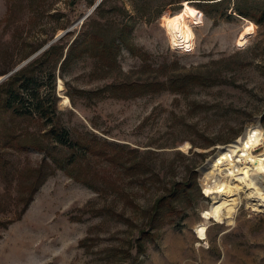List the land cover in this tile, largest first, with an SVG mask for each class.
Returning a JSON list of instances; mask_svg holds the SVG:
<instances>
[{"label":"rangeland","instance_id":"1","mask_svg":"<svg viewBox=\"0 0 264 264\" xmlns=\"http://www.w3.org/2000/svg\"><path fill=\"white\" fill-rule=\"evenodd\" d=\"M99 1L0 0V78L66 30V49L86 31L107 42L123 31L126 42L112 57L58 61L53 124L75 143L96 134L146 165L123 175L104 157L55 143L39 117L0 105V222H11L0 226V264H264V208L254 210L256 200L243 192L231 197L237 207L230 219L209 221L205 240L197 233L203 212L222 202L205 195L203 167L248 127L259 122L264 131V0L217 7L220 0H102L92 11ZM184 2L195 11L190 52L172 48L162 21ZM249 23L255 31L242 39ZM191 77L199 81L180 90ZM124 83L136 93H89ZM69 158L75 163L67 167ZM40 166L42 179L22 213L31 196L27 174ZM192 173L200 188L192 205L175 201V214L149 227L147 211L167 194L168 182ZM78 174L88 184L76 181ZM151 228L152 237L139 242Z\"/></svg>","mask_w":264,"mask_h":264},{"label":"trees","instance_id":"2","mask_svg":"<svg viewBox=\"0 0 264 264\" xmlns=\"http://www.w3.org/2000/svg\"><path fill=\"white\" fill-rule=\"evenodd\" d=\"M223 1L224 0L216 2L215 6H219V3ZM99 7L100 5L97 6L96 10ZM236 12L244 18L249 17V14L247 12H244L239 8L236 9ZM260 19V21H264V12H262ZM123 34L124 33L122 31L120 32V35L118 37H115L112 41L107 42L103 39L102 36H100L99 32L86 31L83 32L82 36H78L75 41L67 47V49L66 45L64 44L66 36L65 35L58 42L43 51L41 55L34 58L32 61L27 63L20 70L9 76L0 84L1 107L3 108V110L11 112L13 115L18 117H39L44 121L46 126L51 127L50 134L55 143H58L62 146H67L68 148L80 147L83 153L88 152L90 154L104 157L110 162V164L117 167L118 170H121V173L123 172V175L127 176L130 172L137 171L139 173L140 171H143L146 162L142 161L140 155H137L134 158L132 156L126 155L125 152H123V154H120L119 149H123V147L115 148L113 147V144H111L107 140L100 139L96 134H93V136L89 140L82 144L79 142L75 143L71 140L70 132L67 128H55L53 124L58 115V97L56 95L55 73V65H58V61L62 60L61 64L63 66L74 56H90V54H94L96 56L99 54L100 57H112L114 56V51L116 49H120L121 44L126 42ZM56 56H58V58H56ZM8 72L10 71L4 72L2 75L7 74ZM196 81H199V79L194 77L185 78L179 82L178 86L180 90H182V88H185L188 83H196ZM44 87H47L48 89L46 94H42V89ZM133 89H135V85L124 83L116 86L112 85L110 86V88L108 87L98 92L91 91L89 93L93 95L98 94L99 92L108 91L107 94L109 96H120V94L122 93V96L124 98H128L133 93H136V90ZM69 95L70 97H72L71 94ZM10 141L11 140H9V142ZM92 148H94L93 151L89 152ZM73 161H75L73 160V158H69L67 167L73 165L75 163ZM41 166H43V164ZM41 166L39 167V169H35V172L27 174L30 180L25 190L31 196L28 199H24L26 203L22 210V213L27 210V207L32 200V190L34 186L38 183V181H40V179H42L41 176L43 175V167ZM63 169H65V166H63ZM67 172L69 175H72L71 171L67 170ZM143 174H146L147 177L148 173L144 172ZM193 175H195V173H192L182 181L168 182V184H170V187L166 192L167 194H164V196L158 198L155 201L152 206L151 212L147 211V219L151 218L149 227H152L163 216L172 217L176 212V208H178L177 205H175V201H179V203H183L186 205H192L194 194L196 195V192L200 191L197 182H194V179H192ZM74 177L76 178H74L76 181L88 184V180L81 179V176L79 174L78 176L75 175ZM159 177L163 176L160 174ZM33 178L36 179V182H34ZM164 183L166 182H162V184ZM10 223L11 222H6L5 224H2L0 222V226L3 227ZM152 229L154 228L142 230L138 241L141 242L143 240L149 239L148 237H152Z\"/></svg>","mask_w":264,"mask_h":264},{"label":"bare ground","instance_id":"3","mask_svg":"<svg viewBox=\"0 0 264 264\" xmlns=\"http://www.w3.org/2000/svg\"><path fill=\"white\" fill-rule=\"evenodd\" d=\"M194 10L188 2H184L180 11L162 18L168 40L174 50L190 52L195 46V33L190 26L194 18ZM255 31L253 23L242 34V39ZM61 83V82H60ZM63 104L68 102L65 98ZM259 147H264V131L259 122L248 127L243 135L231 143L219 147L203 167V189L206 196L215 200L211 207L203 212L204 222L198 225L199 240L207 239V224L213 220L222 222L230 219L237 207L236 199L241 192L248 200L255 201L254 210L264 208V149L255 154Z\"/></svg>","mask_w":264,"mask_h":264},{"label":"water","instance_id":"4","mask_svg":"<svg viewBox=\"0 0 264 264\" xmlns=\"http://www.w3.org/2000/svg\"><path fill=\"white\" fill-rule=\"evenodd\" d=\"M102 0H100L92 9V11H94L97 6L100 4ZM68 32H70V30H66L63 33L59 34L58 36H56L51 42H49L45 48L40 51L39 53L33 55L32 57H30L28 60H26L25 62H23L21 65H19L18 67H16L14 70H12L10 73H8L7 75L3 76L2 78H0V84L7 79L9 76H11L12 74H14L15 72H17L18 70H20L23 66H25L27 63H29L30 61H32L34 58H36L40 53H42L43 51H45L46 49H48L51 45L55 44L56 42H58L64 35H66Z\"/></svg>","mask_w":264,"mask_h":264}]
</instances>
